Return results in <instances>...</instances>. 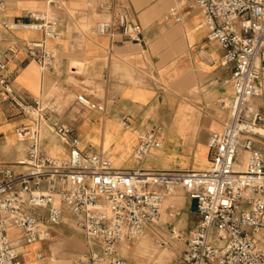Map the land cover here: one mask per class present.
<instances>
[{"label":"built area","instance_id":"1","mask_svg":"<svg viewBox=\"0 0 264 264\" xmlns=\"http://www.w3.org/2000/svg\"><path fill=\"white\" fill-rule=\"evenodd\" d=\"M50 2L57 5L59 0ZM196 8L203 14L209 38L224 49L222 62L232 67L231 96L219 101L229 117L221 130L209 135V164L203 169L119 167L103 150H84L71 125L51 119L52 130L67 142L66 155L48 153L36 130L22 137L29 139L24 158L0 161V264H24L20 246L49 239L52 229L63 222L79 228L86 239L85 249L69 264H127L119 243L155 222L165 198L178 187L185 189L191 205L196 199L197 219L174 264H264V148L259 145L264 143V104L255 100L263 93L264 0H180L163 18L178 21L183 11ZM28 14L41 19L35 27L44 38L23 46L41 68H50L56 54L45 39L61 35L58 17H41L32 10ZM18 24L9 17L2 20L9 31ZM117 25L131 39H140L142 26L127 12L102 19L95 30L109 33ZM17 48L15 44L8 50ZM0 89L23 112L35 109L38 119L48 120L56 110L54 104L39 100L32 104L18 100L2 55ZM78 101L97 106L87 94ZM158 130L152 127L139 137L136 158L162 145ZM168 208L170 216L178 214L175 203ZM11 229L21 235L12 238Z\"/></svg>","mask_w":264,"mask_h":264},{"label":"crops","instance_id":"2","mask_svg":"<svg viewBox=\"0 0 264 264\" xmlns=\"http://www.w3.org/2000/svg\"><path fill=\"white\" fill-rule=\"evenodd\" d=\"M179 1L59 0L52 5L50 0H3L0 55L7 59L13 91L20 102L39 100L56 106L41 124L48 153L68 152L66 140L50 126L51 119H57L74 128L84 150H103L119 167L203 169L209 164V135L221 130L229 117L219 101L231 96L232 67L222 62L224 49L209 38L199 9L183 11L178 21L163 18ZM29 10L45 18L58 17L61 35L45 39L56 54L50 68H41L23 46L44 38L35 27L41 19L29 15ZM122 12L140 22V39H131L119 25L109 33L80 27L95 20L96 14L116 18ZM5 17L19 24L9 31L2 26ZM15 44L16 51H9ZM261 80L264 88V60ZM86 90H91L87 95L96 107L78 101ZM31 121L0 89V161L25 157L29 139L22 138L18 128ZM152 127H159L162 145L136 158L139 137ZM188 224L187 230L194 222ZM10 234L15 239L21 231L11 229ZM75 234L81 233L63 222L52 229L49 239L20 246L24 264H69L80 250L77 241L69 239Z\"/></svg>","mask_w":264,"mask_h":264},{"label":"rangeland","instance_id":"3","mask_svg":"<svg viewBox=\"0 0 264 264\" xmlns=\"http://www.w3.org/2000/svg\"><path fill=\"white\" fill-rule=\"evenodd\" d=\"M62 1L66 2V0ZM95 17V20L89 19L90 21L81 23L80 27L84 30H93L96 28L99 21L109 17V15L96 14ZM71 63L73 64L76 62ZM78 70L82 71L80 66ZM73 81L76 80L73 79ZM84 93L90 94L91 90H86ZM255 100L262 105L264 104V88L263 93L257 96ZM19 109L22 111L20 106ZM26 113L32 119L29 124H26L29 131L26 132L28 129L25 127L21 128L24 126L23 125L18 128V133L31 135L36 130L41 132V124H45L46 120L44 118L38 119L37 111L33 108H29ZM259 145L264 148V143H260ZM189 201L185 189L181 187L176 188L171 195L165 198L161 215L155 222L145 226L133 237L119 243L118 248L121 254L126 258L127 264H174L176 262L185 247V238L188 236L189 231L186 226L189 225L188 223L191 221L195 222L197 219V214L193 207L190 206ZM171 202L175 203L176 210L178 211V214L174 217L170 216L168 213V205ZM67 224L73 226L70 222ZM172 226H174L175 231L172 230ZM73 228L81 233V237L76 234L68 235L70 240L77 241L76 244L79 246L80 250L75 256H78L86 247V239L79 228L74 226ZM160 239L164 240L161 245L158 244Z\"/></svg>","mask_w":264,"mask_h":264},{"label":"water","instance_id":"4","mask_svg":"<svg viewBox=\"0 0 264 264\" xmlns=\"http://www.w3.org/2000/svg\"><path fill=\"white\" fill-rule=\"evenodd\" d=\"M192 207H193V209H195V207H196V199L192 200Z\"/></svg>","mask_w":264,"mask_h":264}]
</instances>
